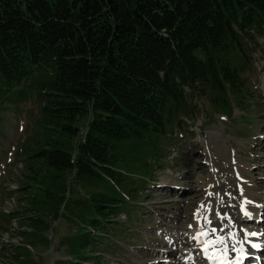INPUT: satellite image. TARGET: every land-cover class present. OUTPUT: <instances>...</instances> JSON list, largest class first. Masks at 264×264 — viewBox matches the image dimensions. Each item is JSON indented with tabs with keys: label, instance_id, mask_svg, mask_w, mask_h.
I'll list each match as a JSON object with an SVG mask.
<instances>
[{
	"label": "trees",
	"instance_id": "trees-1",
	"mask_svg": "<svg viewBox=\"0 0 264 264\" xmlns=\"http://www.w3.org/2000/svg\"><path fill=\"white\" fill-rule=\"evenodd\" d=\"M263 31L264 0H0V100L37 74L48 77L38 86L51 142L24 159L22 185H37L27 197L39 213L26 218L30 236L45 238L42 215L59 219L69 204L65 213L84 227L65 239L73 259L60 263L99 255L103 238L90 230L108 231L139 208L126 197L145 194L142 184H123L121 165L154 169L161 139L193 118L186 87L208 91L219 112L242 106L245 38ZM71 178L94 190L75 212ZM23 254L21 263L38 264Z\"/></svg>",
	"mask_w": 264,
	"mask_h": 264
},
{
	"label": "rangeland",
	"instance_id": "rangeland-1",
	"mask_svg": "<svg viewBox=\"0 0 264 264\" xmlns=\"http://www.w3.org/2000/svg\"><path fill=\"white\" fill-rule=\"evenodd\" d=\"M253 35L245 38L241 76L247 93L242 106L232 102L231 113L219 112L207 98L208 91L195 92L186 87L193 118H182L181 128L161 139L164 156L151 160L153 171L134 161L121 165L123 184H142L145 194H129L127 203L139 208L121 213L108 231L90 230L103 239L96 241L99 255L84 264H196L204 254L198 250L199 245H194L201 222L198 216L203 211L212 214L204 222L208 230L210 227L216 233L221 228L212 226L213 222L225 224L230 235L224 236L237 239L225 245V250L237 249L236 243L245 240L249 251L251 243L259 242L260 250L251 251L249 264L254 259L258 264L264 262V31ZM35 77L0 100V264H21L27 249L38 264L71 261L65 239L79 235L84 227L73 219V214L65 213L68 204L59 219L52 214L42 215L49 225L44 229L45 238L29 234L31 226L26 218L39 213L30 210L31 195L37 188L35 181L26 180L29 188L22 185L28 168L24 159L44 149L52 138L44 122L45 97L38 86L48 77ZM245 118L254 124L247 125ZM80 139L81 136L74 143ZM47 184L37 190L41 199V188ZM68 185L75 212L94 190L74 178L68 180ZM222 200L223 204H219ZM239 207H245L248 214L240 212ZM121 226L124 229L120 230ZM218 236L216 233L214 243L225 238ZM21 255L25 258L21 259ZM222 258L225 262L226 256Z\"/></svg>",
	"mask_w": 264,
	"mask_h": 264
},
{
	"label": "bare ground",
	"instance_id": "bare-ground-1",
	"mask_svg": "<svg viewBox=\"0 0 264 264\" xmlns=\"http://www.w3.org/2000/svg\"><path fill=\"white\" fill-rule=\"evenodd\" d=\"M222 200L219 204H223ZM227 202V201H226ZM207 210V208H206ZM209 212V210H208ZM211 212V211H210ZM212 214L207 213V212H200L199 216L201 218V222L199 223L200 228H198V232L194 235V240L197 244H194L195 246L199 245L200 249L198 250H202L203 252H205V248L207 247L208 251H207V257H211L210 258V262L209 264H220L218 261L220 262H224L222 256H226V260L224 263L222 264H232L235 262H239L242 261L245 262L243 264H249V261L251 257H253L252 255H249V253H246V246L245 244L246 241H239V243L237 242L236 244H238L237 249H230V250H225V245L237 240V239H227L224 235H230L229 231H228V225L225 224H221L219 225L218 223H212V226H221L220 229H218V231L216 232L219 236L225 237L224 239H219L218 241H223V243H219V242H215L217 243V247L214 246V242H213V238L215 237L216 233H214V230H211L209 227V231L207 224H205L204 222L209 220ZM210 226V223H208ZM213 228V227H212ZM224 228V229H222ZM237 233V232H236ZM218 236V237H219ZM198 237V238H197ZM192 238V237H191ZM237 238H239V234L237 235ZM244 238V237H243ZM207 241V245L206 244H202L203 241ZM236 242V241H235ZM221 244V245H220ZM258 245L259 242H254L251 243L249 247H251L252 250H249L248 252L251 253V251L258 253L260 250V247H253L252 245ZM220 247V249H219ZM225 250V251H224ZM203 260V259H202ZM252 260V259H251ZM191 261V260H190ZM192 263H194L193 261H191ZM189 264V262H188Z\"/></svg>",
	"mask_w": 264,
	"mask_h": 264
},
{
	"label": "snow or ice",
	"instance_id": "snow-or-ice-1",
	"mask_svg": "<svg viewBox=\"0 0 264 264\" xmlns=\"http://www.w3.org/2000/svg\"><path fill=\"white\" fill-rule=\"evenodd\" d=\"M246 214H247V213H246ZM251 235H255V233H253V234H251ZM197 238H198V237H197ZM218 242H219V243H223V241H218ZM207 243H208V242L205 241V244H206V245H207ZM252 246H253V247H257V248L259 247L258 245H255V244L252 245ZM207 251H208V249H207V247H206V248H205V252L207 253ZM209 258H211V257H209Z\"/></svg>",
	"mask_w": 264,
	"mask_h": 264
}]
</instances>
